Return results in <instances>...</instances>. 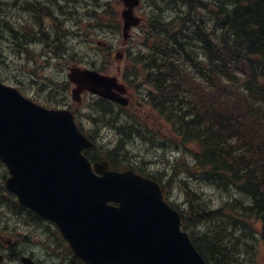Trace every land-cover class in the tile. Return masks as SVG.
Instances as JSON below:
<instances>
[{
  "label": "trees",
  "instance_id": "16d2710c",
  "mask_svg": "<svg viewBox=\"0 0 264 264\" xmlns=\"http://www.w3.org/2000/svg\"><path fill=\"white\" fill-rule=\"evenodd\" d=\"M191 1L193 9L188 7ZM225 1L173 0L172 14L152 2L159 13L148 17L141 47L133 48L131 57L146 70L145 80L152 88L147 99L164 121L160 127L170 124L178 136L176 162L189 175L177 185L186 204L180 214L183 231L208 264H255L259 246L264 245V0H227L233 11L238 8L239 18L223 9ZM62 2L0 0V24L6 28L0 36V81H10L1 69L10 66L5 52H11L16 56L11 64H19L15 71L25 72L27 64L32 65L28 77L35 79L48 106L66 103L69 87L39 75L40 63L49 68L65 58L76 61L70 32L79 36L76 30L84 31L82 21L74 18L77 0L64 6ZM99 9L112 17L108 3ZM47 19L51 24L44 23ZM191 19L212 20L217 26L212 31L197 26L190 32ZM1 37L6 40L1 42ZM13 79V84L21 82ZM93 110L105 123L110 121L119 136L116 149L99 150L115 167L120 156L128 157L123 142L147 133L140 132L135 121H116L106 102L98 101ZM90 154L91 160L102 158ZM5 179L1 173L0 203L5 199L9 210L10 200L13 206L15 202L3 188ZM212 187L218 193L207 196L204 189ZM21 210L32 217L35 224L30 225L46 223ZM54 256L59 258L56 264H85L69 249Z\"/></svg>",
  "mask_w": 264,
  "mask_h": 264
},
{
  "label": "water",
  "instance_id": "95a60500",
  "mask_svg": "<svg viewBox=\"0 0 264 264\" xmlns=\"http://www.w3.org/2000/svg\"><path fill=\"white\" fill-rule=\"evenodd\" d=\"M124 31L137 26L136 0H124ZM73 100L85 90L119 104L116 79L73 68ZM91 146L67 110H47L0 83V161L5 188L19 203L57 225L86 264H206L179 227L156 183L132 171H92L82 151ZM114 204V205H109ZM22 263L33 264L29 258Z\"/></svg>",
  "mask_w": 264,
  "mask_h": 264
},
{
  "label": "rangeland",
  "instance_id": "374dc122",
  "mask_svg": "<svg viewBox=\"0 0 264 264\" xmlns=\"http://www.w3.org/2000/svg\"><path fill=\"white\" fill-rule=\"evenodd\" d=\"M101 1V0H100ZM105 1V0H103ZM112 2H116L120 1V0H111ZM95 2V0H77V10L78 13L77 15L79 17H82L84 19V21L86 23H93L94 22V18L96 22H100L97 23L96 25L102 26L103 29H105V31L107 30L110 34H107L106 36L104 35L103 32H101V30L98 32V30L96 31L98 33V35H100L99 38H89L85 41H81V44H79L78 46H76V52L78 54V56H84V59H87V56L90 57L91 59H97V63L101 62L102 60L106 63L104 66L105 67H109L108 71L106 72L107 76H114L116 78H122V81L125 82V79L123 78V76L125 75L124 71H125V67L126 66V57H127V52L130 51L131 48H133L134 46H137V43H140L142 41V33L141 31L137 30L134 31L132 30L130 32V37L129 41H126L127 43L123 42L122 40V33L120 31V27H121V19L119 18L120 12L122 11V5L121 2H119V4L117 5V10L114 9V11L118 14V21L117 20H113V19H109V18H105V17H95V14L91 13L90 15L87 14V12L90 10V6ZM88 4L89 7L86 8L85 5ZM75 6L73 4L70 5V9H74ZM166 10V9H165ZM86 14V15H84ZM135 14L137 17L141 18L146 14V9H140V10H136ZM120 21V25H119V34L117 35L116 29H113L112 32L109 31V29H111V26H108V24L111 23H118ZM144 22V21H143ZM45 23L48 25L49 21H45ZM96 27V26H95ZM142 29V28H141ZM140 34L141 36H138L137 34ZM101 36L103 38H101ZM105 36V37H104ZM100 40V41H99ZM125 45V46H124ZM110 46L112 52H108L107 54H105L106 56L103 58V55L101 54V51L104 50L105 47ZM4 47L7 48V45H4ZM99 49V50H98ZM40 47L36 48V53L39 52ZM97 50L99 51L98 55L96 54ZM9 51V50H8ZM5 54L7 56H9V58H7L8 62H10V66L9 67H3V69H1L3 76L5 78H8V80H10L9 82L6 80L4 83H7L11 86H13L14 82L13 78L17 77V79H19L21 82H23L24 84H20L21 87H23V90H25L26 93H31L33 95L32 99L34 102H38V104L41 105H47L48 106V100L46 99L45 96L40 97L39 95H36V90L33 91L34 88H31V84L30 82H28V78H27V73H28V69H32V67L29 65L28 63V69L25 72H17L15 71V66H18V63H12L13 61V57L11 56V52H5ZM86 65H80L79 67L84 68ZM132 69L129 68L128 72H130ZM140 68L136 67L135 71H139ZM50 75H52V77H58L59 79H61L62 77L66 76L67 71L65 69H59L56 68V66L54 65L53 67L50 68L49 70ZM122 73V74H121ZM140 83V78L136 79V84ZM134 85V83H133ZM133 85L131 87L132 91H134L133 89ZM23 92V91H22ZM27 97V96H26ZM29 97V96H28ZM30 98V97H29ZM135 100H137L135 98ZM94 98L93 97H89L88 95H84L83 97H81V104L80 106H77L75 108H68L69 110H71L74 115L77 116L78 122L80 123L81 126H83L85 128V131H87V129L91 128L90 123L88 122L87 118L85 117L84 114H86L87 108L89 107V105L93 104L94 102ZM40 102V103H39ZM53 104L56 105H51L48 106V108H58L60 107V103L57 102H51ZM127 112L131 114L132 116H136L139 117V121L141 123H143L144 125H146V129L150 131V133H156L157 128H158V121L154 120L155 115L149 110L148 106L146 105L145 108V116H141V114H139L138 109H136L135 107L133 109H129V107L127 108ZM125 113V112H123ZM100 120H103L102 117H99ZM154 120V121H153ZM157 127H156V125ZM163 139L165 141H172L175 142V136L174 134H172L170 131L168 132L167 130H164L163 133ZM148 138V136H146L145 141H136L135 144H132L129 146L130 149H128V151L131 152L135 155H137L139 158H142L143 160L147 161V160H151L154 161V168L152 169L153 171H151V173L153 174H157L156 172H161L166 170L169 175L171 173V170L167 167H164V161H165V156H163L162 154L165 153L163 150H161L162 148H160V146H157V140L155 138H157V136H154V139L152 141V143L149 144L146 143V139ZM126 142V141H124ZM159 149V150H158ZM127 152V153H129ZM130 154V153H129ZM174 156H176V154L174 153ZM177 158V157H176ZM157 167V168H156ZM156 168V169H155ZM145 169V173H147V171H149L148 169H150V166L148 167H144ZM157 179H169L170 180V185L167 186L166 191L167 193H169L170 195H168V200L169 202H173L174 204H180L181 200L179 199V191L177 188L173 189L175 186L178 185V178L177 177H167L164 174H159L156 175ZM165 184V182H164ZM206 192L207 196H211L214 197L216 193H214L215 191H213L211 188H207L204 190ZM213 195V196H212ZM21 218L26 219L27 215L25 213H21ZM11 221V226L13 228H15V224H20L22 223V221L20 219L15 220V221ZM15 222V223H14ZM24 222V221H23ZM22 229V225L20 226V230ZM22 231L24 232H30L29 228H27L26 230H24V228L22 229ZM55 237L53 238V241L55 242V244H57V250L54 249H48V254L46 255L45 252L47 250H44V247L42 246H28L25 250L29 255H33L38 257V259L42 260L43 257H46V263L47 264H52L53 262H56V256L54 255H61L63 256L64 254H67V250L66 247L64 246V244H61L59 236L54 233ZM58 237V238H57ZM49 255V256H48ZM257 264H264V246L260 245L258 252H257ZM11 264H19L17 262H13Z\"/></svg>",
  "mask_w": 264,
  "mask_h": 264
},
{
  "label": "bare ground",
  "instance_id": "6f19581e",
  "mask_svg": "<svg viewBox=\"0 0 264 264\" xmlns=\"http://www.w3.org/2000/svg\"><path fill=\"white\" fill-rule=\"evenodd\" d=\"M68 0H64V2H62V5L64 6V5H66V3L65 2H67ZM220 2H224L225 0H219ZM44 2H48V0H44ZM163 4H165V5H172L173 4V0H163V2H162ZM225 3H226V5H225V7H223V9L225 10H228L229 11V14L231 15V16H234V15H236V17H237V11H238V8H235L234 9V11L231 9V7H229L230 6V1H225ZM188 7L189 8H191V9H193L196 5L194 4V2L193 1H191L190 3H188ZM153 6V5H152ZM152 9L153 10H155L156 9V7L155 6H153L152 7ZM241 9V8H240ZM255 11V10H254ZM243 13L245 12V11H242ZM252 12H253V10H252ZM157 13H159L158 11H155L154 12V14H155V16H157ZM241 13V12H240ZM254 13V12H253ZM228 14V15H229ZM252 14V13H251ZM229 15V16H230ZM256 15V14H255ZM253 17V16H252ZM256 17H258V16H256ZM218 18V17H217ZM237 18H239V16L237 17ZM251 17H249V19H250ZM235 19V18H234ZM192 20V23H190V26L188 27L189 28V31L191 32V31H193V30H197V26H199L200 28H201V26H202V28H204V29H208V31H212L217 25H215V22H213L212 20H208V19H202V20H200L199 22L198 21H196L195 19H191ZM78 22V21H77ZM228 23H229V21H228ZM230 23H231V21H230ZM228 25V24H227ZM252 25V24H251ZM73 28H74V26L73 25H71ZM252 28V27H251ZM5 30H6V28H5V26H3V25H1L0 24V36L1 35H5L3 32H5ZM186 31V30H185ZM183 32V31H182ZM198 33V32H197ZM187 34H189V32L187 33ZM243 34V33H242ZM70 35L72 36L71 37V39H70V41H71V46H73V48L76 50V46L77 45H79V36L78 35H76L75 33H73L72 31L70 32ZM174 35V34H173ZM191 35V34H190ZM181 36V35H180ZM195 36V35H194ZM201 36V35H200ZM208 37V36H207ZM250 37V36H249ZM182 38V37H181ZM230 38V37H229ZM6 39L5 38H2L1 37V42L2 41H5ZM188 40V39H187ZM186 40V41H187ZM206 40V39H205ZM200 41V40H199ZM204 41V40H203ZM203 43V42H202ZM257 43V42H256ZM191 44V43H190ZM206 44V43H205ZM195 49V48H194ZM199 49V48H198ZM262 50V49H261ZM251 52H253L252 50H251ZM183 53V52H182ZM198 53V52H197ZM11 56L13 57L12 59L14 60V59H16V56L14 55H12L11 54ZM8 58H9V56H8ZM193 58V57H192ZM188 60V59H187ZM187 63V62H186ZM192 65V64H191ZM171 131H172V133L175 135V136H177L176 134H175V130H174V128H173V126L171 127ZM178 137V136H177ZM235 138H237V137H235ZM147 142L146 143H148V142H150L149 140H146ZM150 144V143H149ZM157 146H160V148H162L161 150H163L165 153H163L162 155L163 156H165V161H164V167H167V168H169L170 170H171V173H170V175L168 176V177H177L178 178V181H183V180H185V179H189V175L187 174V172H181V170L179 169V167H178V163L176 162V158L175 157H173L172 155H171V153H169V152H167L165 149H164V147L162 146V145H160V144H158ZM123 161L125 160L126 161V163L127 164H130V163H133V161L131 160V159H129L127 156H123V159H122ZM165 181L166 182H170V180L169 179H165ZM237 181H238V179H237ZM228 183V182H227ZM226 183V184H227ZM221 185V184H220ZM227 186V185H226ZM233 186V185H232ZM231 186V187H232ZM221 189L223 188V187H220ZM228 188H229V185H228ZM205 189H207V188H205ZM204 189V190H205ZM213 191H215L214 193H218V190H217V188H215V187H212L211 188ZM231 189V188H230ZM223 191H224V188L222 189ZM229 190V189H228ZM230 191V190H229ZM232 192V191H231ZM227 193V192H226ZM225 193V194H226ZM233 193V192H232ZM228 194V193H227ZM226 194V195H227ZM213 196V195H212ZM229 197V196H228ZM236 203V202H235ZM1 207H3L2 205H0ZM224 218V217H223ZM234 227V226H233ZM241 243H244V242H241ZM257 255V254H256ZM251 256V255H250ZM249 256V257H250ZM256 258V257H255ZM253 259V258H252ZM252 264V263H251ZM256 264V263H255Z\"/></svg>",
  "mask_w": 264,
  "mask_h": 264
},
{
  "label": "flooded vegetation",
  "instance_id": "af4514ba",
  "mask_svg": "<svg viewBox=\"0 0 264 264\" xmlns=\"http://www.w3.org/2000/svg\"><path fill=\"white\" fill-rule=\"evenodd\" d=\"M5 249L7 248V246H3ZM6 258H5V262H3V263H1V264H8V263H6Z\"/></svg>",
  "mask_w": 264,
  "mask_h": 264
}]
</instances>
